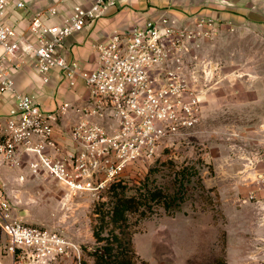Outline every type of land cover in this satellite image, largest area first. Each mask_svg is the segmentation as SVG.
<instances>
[{
	"label": "built area",
	"instance_id": "1",
	"mask_svg": "<svg viewBox=\"0 0 264 264\" xmlns=\"http://www.w3.org/2000/svg\"><path fill=\"white\" fill-rule=\"evenodd\" d=\"M120 1L76 4L58 23L49 22L55 9L34 15L28 40L6 22L9 9L23 8L24 1L0 0V94L14 96L13 106L0 120V162L20 167L24 161L34 178L55 181L72 194L98 198L129 162L148 160L165 137L199 121L211 71L210 61H198L196 43L211 38L219 28L211 18L197 17L189 27L160 15L114 32L92 45L97 65L91 69L58 52L68 36ZM21 56L33 59L44 83L52 70H58L68 89L80 80L85 94L77 96V103L61 101L54 109H44L33 94L14 89L13 73ZM69 110L76 121L70 126L68 143L60 145L55 131ZM0 229L6 236V251L18 260L49 264L71 257L80 264L79 244L13 214L3 184Z\"/></svg>",
	"mask_w": 264,
	"mask_h": 264
},
{
	"label": "rangeland",
	"instance_id": "2",
	"mask_svg": "<svg viewBox=\"0 0 264 264\" xmlns=\"http://www.w3.org/2000/svg\"><path fill=\"white\" fill-rule=\"evenodd\" d=\"M196 45L198 61H210L211 71L199 121L165 137L148 160L129 162L117 177L139 180L150 167L171 160L194 164L206 187L213 178L236 179L244 163L250 165L254 155L264 150V34L219 27ZM11 194L13 214L25 223L58 231L81 247L94 245L91 206L104 191L98 198L72 194L46 179L14 187ZM210 195L211 208L201 209L203 203L194 196L173 216L161 213L139 221L132 236L136 254L148 264H226V235L229 232L231 237L232 227L218 192ZM0 264H29L6 251L1 229ZM52 264L77 263L59 257Z\"/></svg>",
	"mask_w": 264,
	"mask_h": 264
},
{
	"label": "crops",
	"instance_id": "3",
	"mask_svg": "<svg viewBox=\"0 0 264 264\" xmlns=\"http://www.w3.org/2000/svg\"><path fill=\"white\" fill-rule=\"evenodd\" d=\"M23 1V8L9 9L6 22L31 40L28 28L34 15L55 9L56 15L49 22L58 23L71 13L74 5L88 7L93 0ZM160 15L170 17L178 26L192 27L195 18L205 17L216 21L221 29L240 34L249 31L264 34V0H122L105 7L96 19L68 36L58 52L67 60L77 61L82 68H94L97 65L92 48L95 42ZM19 63L20 67L13 73L15 91L33 94L44 109H54L61 101L77 103V96L85 94L80 80L73 90L68 89L59 71L52 70L49 82L44 83L33 67L32 58L21 56ZM13 104L12 93L0 94V120ZM75 121L76 115L70 110L59 120L55 138L60 145L68 143L69 129ZM251 162L250 165L244 163L234 180L213 178L206 184L207 188L218 192L223 214L232 227L231 237L229 232L226 235V264H264V150L254 155ZM20 175L22 181L18 179ZM40 181L30 174L24 161L20 167L0 162V184L5 186L12 208L15 204L12 188Z\"/></svg>",
	"mask_w": 264,
	"mask_h": 264
},
{
	"label": "trees",
	"instance_id": "4",
	"mask_svg": "<svg viewBox=\"0 0 264 264\" xmlns=\"http://www.w3.org/2000/svg\"><path fill=\"white\" fill-rule=\"evenodd\" d=\"M211 192L194 164L171 160L150 167L139 180L114 178L91 206L95 241L90 248L81 247L80 264H148L136 254L132 241L139 221L161 213L173 216L194 196L203 203L201 209L211 208Z\"/></svg>",
	"mask_w": 264,
	"mask_h": 264
}]
</instances>
